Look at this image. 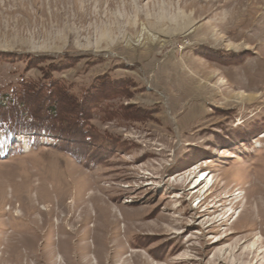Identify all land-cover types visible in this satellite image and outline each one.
<instances>
[{
    "label": "rangeland",
    "instance_id": "rangeland-1",
    "mask_svg": "<svg viewBox=\"0 0 264 264\" xmlns=\"http://www.w3.org/2000/svg\"><path fill=\"white\" fill-rule=\"evenodd\" d=\"M11 98L0 264H264V0H0Z\"/></svg>",
    "mask_w": 264,
    "mask_h": 264
},
{
    "label": "trees",
    "instance_id": "trees-1",
    "mask_svg": "<svg viewBox=\"0 0 264 264\" xmlns=\"http://www.w3.org/2000/svg\"><path fill=\"white\" fill-rule=\"evenodd\" d=\"M113 81H116V79H113ZM107 83H109V81ZM103 85H104V90H105V88H106V82L101 84L102 88H103ZM109 85H111V84H109ZM54 86H55V83H51V87H53L52 89L55 88ZM32 87L33 86H30L29 85V87L24 90V93H26L27 90L28 91H35V89H41V90L43 89V87L40 86V85H35L34 88H32ZM54 90H50V91L54 92ZM65 92L67 93V91H65ZM89 95H90V93H88L86 96H84V98H83L82 101H81V98L76 97L74 99V98L69 97L67 95V96L64 97V99L66 98V100L63 99V101L66 104H68L67 102L70 103V101L72 102L74 100L80 106H83L86 103V101L88 100ZM19 100L20 99H18L17 101H14V99L11 98L10 101H12V102H10V104H3V102H2L3 100L0 99V130H4V129H7V130H16L15 129L16 127H14V125H10V123H8V122H10L9 121L10 119L14 120V119L17 118L16 116H14V114H15L14 111H16V110H18L20 108V106H19L20 101ZM48 113H49V116L51 118H53V119H56L57 117H59L61 115V112H59L57 108L55 109V107L48 108ZM24 117H25V115H24Z\"/></svg>",
    "mask_w": 264,
    "mask_h": 264
},
{
    "label": "bare ground",
    "instance_id": "bare-ground-1",
    "mask_svg": "<svg viewBox=\"0 0 264 264\" xmlns=\"http://www.w3.org/2000/svg\"><path fill=\"white\" fill-rule=\"evenodd\" d=\"M194 173H195V172H194ZM194 173L192 174L191 178L193 177ZM203 174H205V173H203ZM209 175H210V174L208 173V174L206 175V177H208ZM206 177H205V178H206ZM203 178H204V177H203ZM212 182H213V179H212ZM201 185H202V182L200 181L199 184H197V186H196L195 188L200 187ZM210 187H211V186H210ZM210 187H209V188H210ZM209 188H208L206 191H208Z\"/></svg>",
    "mask_w": 264,
    "mask_h": 264
},
{
    "label": "snow or ice",
    "instance_id": "snow-or-ice-1",
    "mask_svg": "<svg viewBox=\"0 0 264 264\" xmlns=\"http://www.w3.org/2000/svg\"><path fill=\"white\" fill-rule=\"evenodd\" d=\"M4 132H5V138L12 135V133L9 132L7 129H4Z\"/></svg>",
    "mask_w": 264,
    "mask_h": 264
}]
</instances>
